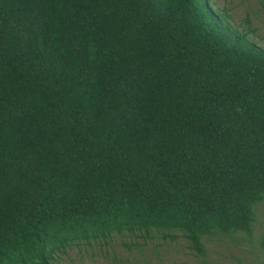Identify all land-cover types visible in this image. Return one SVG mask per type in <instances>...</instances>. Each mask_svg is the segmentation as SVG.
I'll return each instance as SVG.
<instances>
[{
  "label": "trees",
  "instance_id": "16d2710c",
  "mask_svg": "<svg viewBox=\"0 0 264 264\" xmlns=\"http://www.w3.org/2000/svg\"><path fill=\"white\" fill-rule=\"evenodd\" d=\"M212 0H0V264L114 236L264 249V46Z\"/></svg>",
  "mask_w": 264,
  "mask_h": 264
},
{
  "label": "rangeland",
  "instance_id": "374dc122",
  "mask_svg": "<svg viewBox=\"0 0 264 264\" xmlns=\"http://www.w3.org/2000/svg\"><path fill=\"white\" fill-rule=\"evenodd\" d=\"M216 11H224L230 22L264 46V0H212ZM264 236V204L256 210L253 237ZM212 238L206 256H198L184 239L173 241L160 235L114 236L106 245H74L56 256L57 264H264V249Z\"/></svg>",
  "mask_w": 264,
  "mask_h": 264
}]
</instances>
